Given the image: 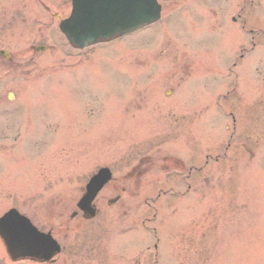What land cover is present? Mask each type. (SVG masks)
Masks as SVG:
<instances>
[{
    "label": "rangeland",
    "instance_id": "rangeland-1",
    "mask_svg": "<svg viewBox=\"0 0 264 264\" xmlns=\"http://www.w3.org/2000/svg\"><path fill=\"white\" fill-rule=\"evenodd\" d=\"M241 1L181 0L174 29L171 7L153 27L79 51L51 17L69 12V1L0 0L10 17L0 48L15 55L0 61V215L16 208L66 242L76 231L89 237L103 219L75 220L70 232L54 216L69 224L90 176L108 166L115 178L96 204L111 215L109 244L126 235L121 209H158L161 264H264V35L250 45L232 24ZM252 4L242 13L264 27V0ZM40 42L47 51L31 52ZM9 146L11 173L2 161ZM165 154L205 179L194 176L187 189L163 171ZM137 164L146 173L127 176ZM182 239L195 247L185 261L176 255ZM122 242L125 253L146 243L139 234Z\"/></svg>",
    "mask_w": 264,
    "mask_h": 264
},
{
    "label": "water",
    "instance_id": "water-1",
    "mask_svg": "<svg viewBox=\"0 0 264 264\" xmlns=\"http://www.w3.org/2000/svg\"><path fill=\"white\" fill-rule=\"evenodd\" d=\"M75 1L78 2L76 4L77 6L84 9L83 15L85 18L75 25L70 24L68 21L62 25V29L67 34L70 41H76L80 44H85L87 42L95 43L99 39L111 38L117 33L124 34L130 30L139 28L144 24H150L157 21L160 14V8L156 4V0H141L139 21H135L133 7L129 4H125L123 9L121 8L119 13H116L112 12L111 9H104L103 7H100L99 3L101 0ZM111 7L112 6L110 5V8ZM105 11H109V13H105ZM101 186L102 184H99V179H95L90 186L89 194L79 204V207L94 215L91 204ZM1 226L5 228V220L1 223ZM18 226L19 230L24 231L23 234H25L27 238V229L21 225ZM3 236L6 239H9H7V241L11 244L9 246L11 250H24L29 252L30 255L34 254L35 256H39V252L41 251V247L39 245L40 237L36 236L30 229L29 237L26 240H21V236L16 229L11 230V232H9V236L7 235L6 237L4 234ZM12 241L13 244L18 245L17 248H14V245L11 243Z\"/></svg>",
    "mask_w": 264,
    "mask_h": 264
},
{
    "label": "flooded vegetation",
    "instance_id": "flooded-vegetation-1",
    "mask_svg": "<svg viewBox=\"0 0 264 264\" xmlns=\"http://www.w3.org/2000/svg\"><path fill=\"white\" fill-rule=\"evenodd\" d=\"M3 11V14H2ZM9 15V10L8 9H1L0 7V16H2V18L0 19V30L3 29L4 27L7 26L10 17L8 18L7 16ZM53 17H57V14H53ZM5 31H9L8 29H5ZM2 32V31H1ZM6 58L2 59L0 58V61L4 64L10 63L11 61L5 60ZM11 64V63H10ZM8 65V64H7ZM165 159H168L165 158ZM166 161V160H165ZM167 165V164H166ZM150 166H153V164H150ZM183 170L185 169V165L182 166ZM138 168L135 169V171ZM163 169H168L172 172V169L167 165V167H163ZM148 170V169H147ZM140 173L143 174L144 172H146V170L141 171V169H139ZM202 171V169L200 167H195L194 165L191 166V168L189 169L188 172H186L185 181H189L192 180L194 178V176H198L201 177L202 174H200V172ZM145 210V209H144ZM103 209H100L98 217L99 216H103L105 213L102 212ZM76 213V212H75ZM120 215L122 214V216L124 218H128L130 217V222H129V226L127 227L128 231L133 230L136 228V225L139 224V219L140 216H137L136 214H146L148 213L147 211H143V209H121L120 212H118ZM118 214V216H119ZM58 219V224H61V216L57 215L56 216ZM106 217H109V215H107ZM72 220L78 219L81 223H88L89 221H87L83 214H75L74 218H71ZM149 221H151L150 218H148ZM147 222H144L143 224L146 225ZM69 229L71 227V224L68 225ZM61 246H62V254L60 256H58L56 259L48 262V263H41V264H59V262L61 261V258L64 257V261L68 260V264H78L77 263V256L79 254L80 251L84 252V257L86 259H90L93 254H98L100 251L102 252L103 249H101V247L103 246V243L97 242V241H90L89 239H82V240H70L69 243H64V242H60ZM124 244H120L119 247H124ZM157 248V245H154V249ZM152 247L151 245L148 246V250L151 251ZM67 253V256H66ZM132 262H134L133 264H151L152 261V254L149 253V255L147 256L146 254L143 256V258H141L140 256L138 258H133L131 260Z\"/></svg>",
    "mask_w": 264,
    "mask_h": 264
}]
</instances>
